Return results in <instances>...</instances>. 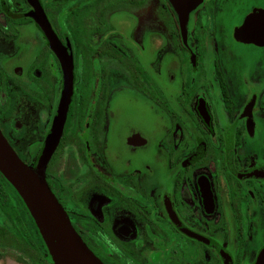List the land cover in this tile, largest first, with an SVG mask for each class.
Returning a JSON list of instances; mask_svg holds the SVG:
<instances>
[{"label":"flooded vegetation","instance_id":"af4514ba","mask_svg":"<svg viewBox=\"0 0 264 264\" xmlns=\"http://www.w3.org/2000/svg\"><path fill=\"white\" fill-rule=\"evenodd\" d=\"M0 130L104 264H255L264 0H0ZM0 264H55L1 172Z\"/></svg>","mask_w":264,"mask_h":264},{"label":"water","instance_id":"95a60500","mask_svg":"<svg viewBox=\"0 0 264 264\" xmlns=\"http://www.w3.org/2000/svg\"><path fill=\"white\" fill-rule=\"evenodd\" d=\"M181 17L194 8L198 0H172ZM62 58L66 83L64 98L66 103L61 110L66 114L72 92L68 75L71 68L66 53ZM45 165L37 162L33 166L25 165L9 145L0 130V172L12 183L28 206L55 264H104L85 245L74 230L68 215L57 201L45 178ZM255 264H264V249Z\"/></svg>","mask_w":264,"mask_h":264}]
</instances>
